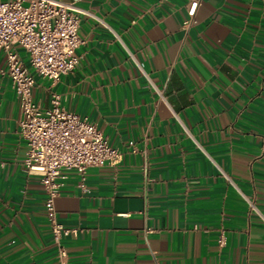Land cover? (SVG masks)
I'll return each instance as SVG.
<instances>
[{"label":"crops","instance_id":"crops-1","mask_svg":"<svg viewBox=\"0 0 264 264\" xmlns=\"http://www.w3.org/2000/svg\"><path fill=\"white\" fill-rule=\"evenodd\" d=\"M78 5V64L32 99L60 95L118 154L66 172L68 264H264V3ZM20 118L0 52V264H57Z\"/></svg>","mask_w":264,"mask_h":264},{"label":"built area","instance_id":"built-area-1","mask_svg":"<svg viewBox=\"0 0 264 264\" xmlns=\"http://www.w3.org/2000/svg\"><path fill=\"white\" fill-rule=\"evenodd\" d=\"M82 1L0 0V52L5 56V73L21 113L23 166L40 178L45 195L44 214L57 264H68L63 241L77 232L60 223L55 210V199L64 185L66 172L83 177L88 168L101 166L118 154L86 117L62 106L60 95L53 93L46 109L32 99L35 76L56 82L77 66L76 52L83 44L79 26L80 15L85 11L78 5ZM198 2L191 0V5ZM18 50L25 53L27 62ZM249 205L258 212L251 201Z\"/></svg>","mask_w":264,"mask_h":264}]
</instances>
